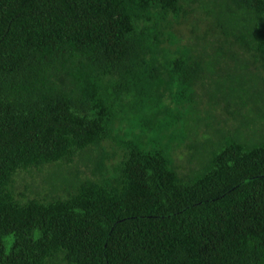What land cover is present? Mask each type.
Instances as JSON below:
<instances>
[{
  "label": "trees",
  "instance_id": "16d2710c",
  "mask_svg": "<svg viewBox=\"0 0 264 264\" xmlns=\"http://www.w3.org/2000/svg\"><path fill=\"white\" fill-rule=\"evenodd\" d=\"M0 264H264V0H0Z\"/></svg>",
  "mask_w": 264,
  "mask_h": 264
},
{
  "label": "rangeland",
  "instance_id": "374dc122",
  "mask_svg": "<svg viewBox=\"0 0 264 264\" xmlns=\"http://www.w3.org/2000/svg\"><path fill=\"white\" fill-rule=\"evenodd\" d=\"M181 153L182 152H179V151L176 152L178 156H181L180 155ZM181 157H184V156H181ZM66 170H68V168H66L65 166H57L55 164H52V165L50 164L49 166L45 167L43 173L40 174L36 180H39L43 183L44 178L47 177L48 179L52 176L57 180L58 178L66 175Z\"/></svg>",
  "mask_w": 264,
  "mask_h": 264
}]
</instances>
